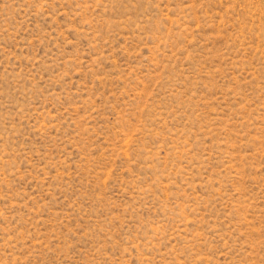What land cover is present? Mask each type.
<instances>
[{"label":"rangeland","instance_id":"rangeland-1","mask_svg":"<svg viewBox=\"0 0 264 264\" xmlns=\"http://www.w3.org/2000/svg\"><path fill=\"white\" fill-rule=\"evenodd\" d=\"M0 264H264V0H0Z\"/></svg>","mask_w":264,"mask_h":264}]
</instances>
